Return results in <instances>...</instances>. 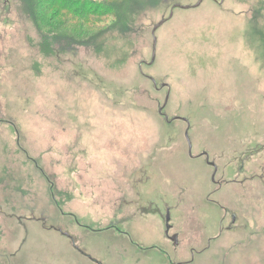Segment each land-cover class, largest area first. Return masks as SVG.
<instances>
[{
  "label": "rangeland",
  "instance_id": "374dc122",
  "mask_svg": "<svg viewBox=\"0 0 264 264\" xmlns=\"http://www.w3.org/2000/svg\"><path fill=\"white\" fill-rule=\"evenodd\" d=\"M199 1L76 0L47 34L0 0V264H92L60 230L102 264H264V0Z\"/></svg>",
  "mask_w": 264,
  "mask_h": 264
},
{
  "label": "trees",
  "instance_id": "16d2710c",
  "mask_svg": "<svg viewBox=\"0 0 264 264\" xmlns=\"http://www.w3.org/2000/svg\"><path fill=\"white\" fill-rule=\"evenodd\" d=\"M27 2L29 3L28 13L35 20L38 27L42 31L46 30L47 34H51L60 31L63 27H69L67 15L71 11L70 4L76 2V0H27ZM86 15L91 16L92 14L84 12L81 16H77V19L82 22L80 26H86ZM87 26L90 27L91 25ZM56 28L57 30H55ZM66 29L68 30V28Z\"/></svg>",
  "mask_w": 264,
  "mask_h": 264
},
{
  "label": "flooded vegetation",
  "instance_id": "af4514ba",
  "mask_svg": "<svg viewBox=\"0 0 264 264\" xmlns=\"http://www.w3.org/2000/svg\"><path fill=\"white\" fill-rule=\"evenodd\" d=\"M185 119V118H184ZM178 120H182V121H184V122H186V123H188V121H185V120H183V119H181V118H179ZM189 148V155H190V157L193 155L192 154V146H189L188 147ZM203 156H205L206 158H208V154L207 153H204L203 154ZM202 157V156H201ZM208 163L211 165V166H213L214 167V169H215V174H217V172H218V166H217V163L215 164V163H213V162H209L208 161ZM213 182H215V175H214V177H213ZM219 185L221 186L222 185V182H219ZM171 210H169V209H167V212H166V230H165V235H166V237L169 239V240H171L172 242H173V244L175 245V246H178V244H179V233L177 232V233H175V234H170V232L173 230V225L172 224H170V222H171V212H170ZM236 222V217L234 216L233 217V223H235ZM116 231H118V232H120V229H119V227H115L114 228ZM220 231H222V230H220ZM217 238H210V240L208 241V244H207V246L205 247V248H203V250H200V251H198V253H204L205 251H207V250H209L210 248H211V246H212V243L216 240ZM71 240V239H70ZM72 241V244H73V247H74V242H73V240H71ZM77 245V244H76ZM74 249L77 251V252H79L80 253V255L81 256H83V257H85V258H87L88 260H90V262L92 263V264H99V261L97 260V259H95L94 257H92V258H90L88 255H86V254H83L81 251H79L78 249H76L75 247H74ZM82 250V249H81ZM195 249H193V251H192V256L193 257H195V255L197 254V252H195L194 251ZM83 251V250H82ZM83 252H85V251H83ZM86 253V252H85ZM88 254V253H87ZM194 259V258H193ZM191 260L192 262L194 261V260ZM96 260V261H95ZM187 263H189V264H191L190 262H185V263H178V264H187Z\"/></svg>",
  "mask_w": 264,
  "mask_h": 264
},
{
  "label": "water",
  "instance_id": "95a60500",
  "mask_svg": "<svg viewBox=\"0 0 264 264\" xmlns=\"http://www.w3.org/2000/svg\"><path fill=\"white\" fill-rule=\"evenodd\" d=\"M202 1L203 0H200L198 3H197V5H195V6H193V7H198V6H200L201 5V3H202ZM178 7V6H177ZM186 8H191V7H186ZM173 16V14H171V16H170V18ZM165 23V21H162L161 23H159L155 28H154V31H153V36L155 37V34H156V31L163 25ZM156 44H157V39H156V37L154 38V44H153V60H154V58H155V52H156ZM152 60V61H153ZM152 80V82L153 83H155L156 84V82L154 81L155 79H151ZM167 85L166 84H164V85H162V87H166ZM168 101H169V96H167V98H166V100H165V103H164V105L162 106V107H160V109H159V112L162 114V112H163V110H164V108L166 107V105H167V103H168ZM183 120H185V121H187L186 119H184V118H182ZM186 137H187V140H188V144H189V146H191V143H190V139H189V136H188V134L186 133ZM60 232L63 234V235H65V237H69L71 240H73V242H74V247L76 248V249H78L79 251H81L83 254H86V255H88L87 253H85V252H83L77 245H76V243H75V240H74V238L73 237H70L69 236V234H67V233H63L62 232V230H60ZM90 258H92L90 255H88ZM93 259V258H92ZM96 261V260H95ZM99 264H102L101 262H99Z\"/></svg>",
  "mask_w": 264,
  "mask_h": 264
}]
</instances>
